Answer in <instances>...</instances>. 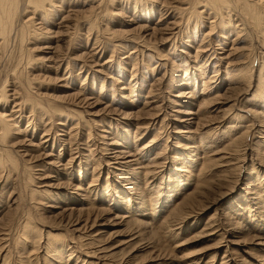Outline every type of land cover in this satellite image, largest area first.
Returning a JSON list of instances; mask_svg holds the SVG:
<instances>
[{"label": "rangeland", "instance_id": "rangeland-1", "mask_svg": "<svg viewBox=\"0 0 264 264\" xmlns=\"http://www.w3.org/2000/svg\"><path fill=\"white\" fill-rule=\"evenodd\" d=\"M192 1L54 0L44 14L21 0L14 25L31 26L0 50V114L30 145H2L13 157L0 168V264H264V103L250 101L264 35L253 38L234 0L226 26L212 12L188 25L184 10H205ZM231 68L254 89L229 83ZM200 70L209 89L190 106L178 85L188 74L199 95ZM191 107L194 128L178 112ZM127 151L141 174L113 160Z\"/></svg>", "mask_w": 264, "mask_h": 264}, {"label": "bare ground", "instance_id": "bare-ground-1", "mask_svg": "<svg viewBox=\"0 0 264 264\" xmlns=\"http://www.w3.org/2000/svg\"><path fill=\"white\" fill-rule=\"evenodd\" d=\"M54 0H25V5L27 6V8H30L31 7V9L32 10H34V11H37V10H39V9H41V11H42V9L45 7V5H47V4H50V3H54L53 2ZM147 1V0H146ZM233 1V0H232ZM235 2H236V6H237V11L239 10V13H241L242 15H244V17H247L249 20H250V22H249V25H252L253 27H254V29H252V30H254L255 31V37H253V38H256V40H257V38H261V36L262 35H264V14H263V12L261 11V7H260V4H262V0H234ZM193 3L191 4V5H193V6H197V7H199L201 4H202V6L201 7H203V8H205V10H202L201 12L200 11H198V10H194L193 9V11H191L190 12V8H188V9H186V10H184V12H186V13H189L188 15V18H187V23H188V25L191 23V22H193L192 20H194V21H196L195 22V24L194 25H196L197 26V24L199 25V23L198 22H200L201 23V21H198L197 22V20H199L200 18L199 17H201L204 13L205 14H207V13H210V12H212V13H214V17L215 18H218V24H223V23H221V22H225L224 20H226L227 21V18H228V20L230 21V22H233L232 21V19L230 20V18H229V16L231 15L230 14V9L231 8H233V7H231V5L234 3V2H231L232 4L230 5V3L227 1V0H193L192 1ZM21 3V0H20V2H19V0H0V50H6V48H7V45L9 46L10 45V41H11V39L13 38V40L15 41V42H17V40L19 41V43L20 44H23L26 40H25V35H26V32L29 30L28 28L31 26H29L28 27V25H29V23H27L28 22V20H26V22H23L22 21V23H23V25L21 26V27H19V28H17L18 27V25H17V27H15V25H14V23H15V19H16V16H17V13L19 12L18 11V8L20 7L19 6V4ZM229 3V4H228ZM21 5V4H20ZM263 5H264V3H263ZM52 6V5H51ZM264 7V6H263ZM53 8V7H52ZM230 8V9H229ZM23 9V8H22ZM202 8H200V10H201ZM20 10V9H19ZM234 10H236L235 9V6H234ZM31 11V10H30ZM33 11V12H34ZM180 11V10H179ZM237 11H235L234 13H236ZM26 13H29V12H27V11H25ZM43 12V11H42ZM42 12H40V11H38L37 12V14L38 13H42ZM22 13V12H21ZM44 14H45V11L43 12ZM179 13V12H178ZM23 14V13H22ZM211 14V13H210ZM209 14V15H210ZM26 15V14H25ZM41 15V14H40ZM186 15V14H185ZM233 15V14H232ZM238 15V14H237ZM18 17V16H17ZM187 17V16H186ZM194 17V18H193ZM212 17V16H211ZM206 18H208V17H206ZM205 18V19H206ZM214 18V19H215ZM66 19V18H65ZM247 19V20H248ZM182 20V19H181ZM208 20V19H207ZM217 20V19H216ZM216 20H213V21H216ZM236 20V19H235ZM240 20V19H239ZM228 21V22H229ZM21 22V21H20ZM208 22V21H207ZM217 22V21H216ZM241 21H239L238 23H240ZM25 23V24H24ZM31 23V22H30ZM184 23V22H183ZM186 23V24H187ZM242 23V22H241ZM244 23V22H243ZM21 24V23H20ZM28 24V25H27ZM67 24V23H66ZM174 24H176V23H174ZM205 24V23H204ZM203 24V25H204ZM217 24V25H218ZM229 24V26L230 25H232V23H228ZM227 24V25H228ZM235 24V23H234ZM244 24H246V23H244ZM211 25H213V24H211ZM224 25V24H223ZM69 26V25H68ZM224 26H226V25H224ZM238 24L236 25V27L238 28ZM174 27V26H173ZM175 27H176V25H175ZM174 27V28H175ZM202 27V26H201ZM217 27H219V26H217ZM228 27V26H227ZM234 27V26H233ZM232 27V28H233ZM68 28V27H67ZM170 28V27H169ZM169 28H168V30H169ZM187 28V27H186ZM225 28V27H224ZM243 28V27H242ZM242 28H238V29H241L242 30ZM250 28V27H249ZM165 29H167V27L165 28ZM195 29V28H194ZM197 29V28H196ZM195 29V30H196ZM200 29V28H199ZM221 29H222V27H221ZM229 29V28H228ZM231 29V28H230ZM237 29V30H238ZM27 30V31H26ZM164 30V29H163ZM227 30V29H226ZM232 30V29H231ZM230 30V31H231ZM243 30H244V28H243ZM249 30V29H248ZM251 30V31H252ZM211 31V30H210ZM223 31V30H222ZM225 31V30H224ZM239 31V34H240V30H238ZM251 31H249L250 33H251ZM195 31H193V33H194ZM234 32V31H233ZM233 32H232V34H233ZM235 32H237L236 31V29H235ZM245 31H243V33H244ZM249 32H246V33H249ZM196 33V32H195ZM227 33V32H226ZM242 32H241V34H243ZM250 33H249V36H250ZM208 34V33H207ZM236 34V33H235ZM245 34V33H244ZM243 34V35H244ZM252 34H253V32H252ZM252 34H251V36H252ZM196 35V34H195ZM204 35V34H203ZM256 35H257V37H256ZM31 36V35H30ZM248 36V37H249ZM196 37V36H195ZM236 37H238V35L236 36ZM241 37H242V35H241ZM244 37V36H243ZM169 38V37H168ZM200 38H202V37H200ZM203 38H204V36H203ZM245 38V37H244ZM20 39V40H19ZM205 39H207L206 37H205ZM230 39V38H229ZM248 39V38H247ZM262 39V38H261ZM166 40H168L167 38H166ZM245 40V39H244ZM250 40V39H249ZM254 40V39H253ZM203 41H204V39H203ZM251 41V40H250ZM258 42H259V40H257ZM262 41V40H261ZM234 43H235V41H233ZM241 42V41H240ZM246 42V41H245ZM249 42V41H248ZM260 44H261V42H259ZM251 44L253 45V42L251 41ZM259 44V45H260ZM255 45V44H254ZM255 46H257V45H255ZM263 47H264V43H263V45H262ZM119 47V46H118ZM222 47V46H221ZM250 47H251V45H250ZM252 47H254V46H252ZM255 49H257L256 47H255ZM237 50L238 49H235V50H233V52L234 51H236V53H237ZM248 50V49H247ZM258 50V49H257ZM232 51V50H231ZM239 51V50H238ZM251 51V50H250ZM198 52V51H197ZM197 52H196V55H197ZM233 52H231V54L233 53ZM245 52V51H244ZM253 52V51H252ZM248 53V52H247ZM250 53V52H249ZM199 54V53H198ZM227 54V53H226ZM259 54V53H258ZM244 57V56H243ZM1 58V57H0ZM226 58V57H225ZM228 58V57H227ZM248 59V58H247ZM262 57L260 58V62L259 63H261V61L264 59H262ZM245 60H246V58H245ZM245 60H244V62H245ZM197 61V60H196ZM227 61V60H226ZM248 61H249V59H248ZM250 62V61H249ZM226 64H227V62H225ZM230 63V62H229ZM246 63H247V61H246ZM239 64V63H238ZM241 64V63H240ZM252 64V63H251ZM234 65V64H233ZM230 66V65H229ZM248 66V65H247ZM224 67V66H223ZM227 67V66H226ZM232 67V66H231ZM236 67V66H235ZM237 68V67H236ZM242 68H243V66H242ZM259 68V67H258ZM258 68L257 69H255V70H258ZM232 69V68H231ZM252 69V68H251ZM226 70V69H225ZM233 70V69H232ZM236 70V69H235ZM235 70H233L232 72H228V70H227V76L226 77H228V80H229V83L231 82V81H233V83H237L238 81H239V83H241V85H242V83H248L249 84V86H246V87H248L247 88V92L248 91H251L252 89H254V86H251V84L253 83H250L251 81H249L250 80V78L251 77H253V76H250L249 75V73H244V69L243 70H241L239 73H235L236 71ZM254 70V69H253ZM252 70V71H253ZM218 71V70H217ZM216 71V72H217ZM230 71V70H229ZM226 72V71H225ZM238 72V71H237ZM251 72V71H250ZM255 72V71H254ZM257 72V71H256ZM187 73V72H186ZM185 73V74H186ZM253 73V72H252ZM199 74H200V79H204L205 77V74H206V71H199ZM253 74H255V73H253ZM175 75H176V73H175V71L173 72V74H171V80H173V79H175L176 77H175ZM193 75V74H192ZM218 76V75H217ZM220 76V75H219ZM225 76V75H224ZM257 76V83H255L256 84V87H255V90H253V91H255V93L253 94V95H251L252 96V98H251V100L250 101H256L255 99H259L261 102H263L264 103V61H263V64L260 66V69H259V73H258V75H256ZM187 77H188V74H186L185 75V79L182 81V83L180 84V85H178V87H179V90L177 91V96H176V98H178V99H180V101L182 100V101H184V102H186V104H191L190 106H194L195 105V102H193V101H195L194 99L195 98H197V97H200V96H202V94H204L203 92L205 91V87H208V85H209V81L210 80H208V79H204V81H202V80H200L201 82L200 83H202V85H201V93H199V95H198V93H196V88L195 89H193L192 88V90H189V89H191L190 87H189V82H188V79H187ZM255 77V76H254ZM207 78V77H206ZM210 78V77H209ZM235 79V80H234ZM252 79V78H251ZM254 79V78H253ZM223 80V79H222ZM227 80V79H226ZM174 81V80H173ZM173 81H172V83H173ZM234 81H236V82H234ZM253 81V80H252ZM8 82H9V80H8ZM7 82V83H8ZM212 82H214V81H212ZM256 82V81H255ZM232 83V82H231ZM4 84H5V82H4ZM211 84V83H210ZM9 85V84H8ZM11 85V84H10ZM195 85H196V83H195ZM232 85V84H231ZM234 85H236V84H234ZM240 85V84H239ZM244 85V84H243ZM253 85V84H252ZM200 86V85H199ZM212 86V85H211ZM210 86V88L211 89H213V88H215V89H217L218 87L217 86H215V87H211ZM2 87H4L5 88V86L4 85H2ZM2 87H1V89H2ZM198 87V86H197ZM246 87H244V88H246ZM3 88V89H4ZM203 88V89H202ZM236 88V87H235ZM243 88V87H242ZM2 89V90H3ZM9 89V88H8ZM188 89V90H187ZM208 89H209V87H208ZM228 89V88H227ZM226 89V90H227ZM0 91V98H1V100L3 101V100H5L6 99V95H5V93L3 92V91ZM6 90V89H5ZM17 90H18V88H17ZM225 90V91H226ZM230 90V89H229ZM232 90V89H231ZM238 90H239V88H238ZM246 90V89H245ZM210 91V90H209ZM243 91H244V89H243ZM21 92V91H20ZM240 92H242V91H240ZM246 92V93H247ZM231 93V92H230ZM233 93V92H232ZM250 93V92H249ZM15 94V93H14ZM242 94H243V92H242ZM8 95V94H7ZM205 95V94H204ZM208 95H210V94H208ZM229 95V94H228ZM250 95V94H249ZM70 96V95H69ZM16 97V96H15ZM214 97H217V96H214ZM232 97H233V95H232ZM222 98V97H221ZM221 98H219V97H217V99L215 98L214 100H213V103H214V105H217V101H220V99ZM225 98V97H224ZM230 98V99H229ZM226 97V99H228V100H231V96L230 97ZM177 99V100H178ZM210 99V98H209ZM226 99H224V100H226ZM191 101V103H189L188 101ZM206 100V99H205ZM222 100V99H221ZM247 100V99H246ZM82 101L84 102L85 100H83L82 99ZM81 101V102H82ZM207 101H208V99H207ZM19 102H21V101H19ZM173 102V101H172ZM209 102V101H208ZM222 102V101H221ZM221 102H220V104H221ZM229 102V101H228ZM227 102V103H228ZM246 102V101H245ZM258 102V101H257ZM5 103V102H4ZM176 103V102H175ZM178 103V102H177ZM226 103V104H227ZM233 103V102H232ZM255 103V102H254ZM260 103V102H259ZM20 104V103H19ZM174 104V103H173ZM219 104V103H218ZM21 105V104H20ZM233 106H234V104H232ZM262 105V104H261ZM26 106V105H25ZM66 107V106H65ZM26 109V108H25ZM53 109V111L55 112V113H58L59 114V112H60V110L57 108V107H53L52 108ZM184 109V108H183ZM191 110L189 111V112H187V113H185L186 111H178V112H180L181 114H182V116L184 117V115H185V117H188V119H186L185 121H182V123L184 124V126H185V124H187V125H189V126H192V128H194L193 126L196 124V117H197V113L199 112L200 113V111H201V108H199V111L197 110V111H195L192 107L190 108ZM198 109V108H197ZM240 109V108H239ZM252 109V108H251ZM68 111V110H67ZM109 111V110H108ZM112 111H116V110H112ZM222 111V110H221ZM20 112V111H19ZM43 112V111H42ZM84 112V111H83ZM117 112V111H116ZM242 112V111H241ZM257 112V111H256ZM41 113V112H40ZM119 113V112H118ZM258 113V112H257ZM48 114V113H47ZM239 114V113H238ZM63 115V114H62ZM71 115V114H70ZM199 115V114H198ZM207 115V114H206ZM6 116V115H5ZM2 117V115L0 114V143H2V144H0V168H2V167H4V166H7V164H9L10 163V161L12 160V158L11 157H13V151L11 150L12 148H6V146H4L5 148H2L3 146V143H11V145L12 146H19L18 148L20 149V147H22L23 145H27L28 144V147H29V145H30V141H29V139H24V140H21V139H18V138H16V139H13L14 137H15V135H19L20 134V131L18 132L17 130H20L21 128H18L17 127V129H15V123H13L12 121H10L9 120V118L10 117ZM39 116V115H38ZM131 116V115H130ZM203 117H204V115H202ZM18 117V116H17ZM54 117V116H53ZM59 117H61V116H59ZM126 117H128V116H126ZM26 118V117H25ZM17 119V118H16ZM37 119V118H36ZM42 119V118H41ZM176 119H178V118H176ZM209 120V118H205V119H203V122L204 121H207L208 122V120ZM239 119H240V117H239ZM243 119V118H242ZM9 120V121H8ZM55 121V120H54ZM96 121V120H95ZM198 121V120H197ZM201 121H202V119H201ZM209 121H211V120H209ZM230 121V120H229ZM262 121H264V120H262ZM56 122V121H55ZM200 122V121H199ZM206 122V123H207ZM180 123H181V121H180ZM47 124V123H46ZM182 124V125H183ZM199 125H200V123H198ZM243 124V123H242ZM15 126V127H14ZM46 126V125H45ZM203 126V125H202ZM29 127V126H28ZM191 128V127H190ZM191 128V129H192ZM196 128V127H195ZM16 130V132L14 133V131ZM187 130H190V129H187ZM25 131H27V130H25ZM194 131V130H193ZM22 132V131H21ZM185 132V131H184ZM187 132H192V131H187ZM26 133V132H25ZM116 133V132H115ZM183 133V132H182ZM23 134V133H22ZM190 134V133H189ZM28 135V134H27ZM27 135H25V136H27ZM141 135V134H140ZM20 136V135H19ZM240 136V135H239ZM23 137V136H22ZM56 137V136H55ZM70 137V136H69ZM136 138V137H135ZM242 138L243 137H240V139L242 140ZM41 139H43V138H41ZM141 139V138H140ZM32 141V140H31ZM152 141H154V139L152 140ZM150 142V144H148L149 146H152L153 144H154V142ZM240 141V140H239ZM25 142V143H24ZM42 142V141H41ZM46 143L48 142V140H46L45 141ZM236 142H238L237 140H236ZM13 143V144H12ZM152 143V144H151ZM156 143V142H155ZM240 143V142H239ZM120 144H122V143H120ZM25 145V146H26ZM239 145V144H238ZM118 146V145H117ZM104 147V146H103ZM107 147V146H106ZM196 147V146H195ZM122 148V147H121ZM124 148V147H123ZM92 149V148H91ZM126 149V148H125ZM197 149V148H196ZM142 150H148V152L149 151H151V150H149V147H148V149H146V146H145V148L143 147L142 149L140 148L139 150H138V152L140 151H142ZM189 150V149H188ZM20 151V150H19ZM112 151V150H111ZM233 151V150H232ZM231 151V152H232ZM111 153V152H110ZM115 153V152H114ZM192 153V152H191ZM230 153V152H229ZM233 153H235V152H233ZM237 153V152H236ZM116 154H118L117 156L119 157V156H123L122 158L121 157H115V158H113V160H115V161H117V160H119V159H121V160H123V162L122 163H118V164H120L123 168H126L127 170H131V172L133 173L132 175H136V174H138V173H140V172H137L139 169L136 167V168H134V166H138V161H137V163H136V160H134V156L133 155H131L130 154V151H127V152H116L114 155H116ZM160 154V153H159ZM159 154L157 155V157H155L154 159H153V157H152V159H150V161H154V160H156L157 158H158V156H159ZM232 154V153H231ZM230 154V155H231ZM229 155V156H230ZM135 156H136V154H135ZM140 156V155H139ZM106 157V156H105ZM148 157V156H147ZM54 158V157H53ZM140 158V157H139ZM138 158V159H139ZM145 158V157H144ZM112 159V158H111ZM142 160V159H141ZM149 160V159H148ZM8 161H9V163H8ZM137 165H136V164ZM174 163V162H173ZM115 164H117V163H115ZM135 164V165H134ZM157 164V163H156ZM25 165V164H24ZM99 165V164H98ZM140 166V165H139ZM149 166V165H148ZM152 166V165H151ZM26 167H27V165H26ZM25 168V167H24ZM28 168V167H27ZM26 168V169H27ZM31 168V167H30ZM159 168V167H158ZM157 168V169H158ZM169 168V167H168ZM7 169V168H6ZM125 169V170H126ZM141 169H144V168H142L141 167ZM81 170V169H80ZM29 171V170H28ZM25 171V173H27V174H29V179L31 180V181H33L34 179H33V177H34V174H33V176H32V174H31V171ZM90 171V170H89ZM123 171V170H122ZM147 171H149V172H146L147 174L149 173V175H151L152 173H154L156 170H154L153 171V169H151V170H147ZM98 172V171H97ZM141 172H143L144 174H145V172L144 171H141ZM116 173V172H115ZM129 173V172H128ZM135 173V174H134ZM142 173V175H144ZM156 173H158V172H156ZM155 173V174H156ZM125 174V173H124ZM123 174V175H124ZM141 174V173H140ZM8 175H11L10 173L8 174ZM122 175V176H123ZM156 175H158V174H156ZM98 176V175H97ZM116 176V175H115ZM120 176V175H119ZM137 176V175H136ZM8 177L9 176H7V179H8ZM94 177V179H93V181L92 182H94L95 181V177H96V175L95 176H93ZM99 177V176H98ZM98 177H97V179H98ZM134 177V176H133ZM140 177V176H139ZM148 177V176H147ZM152 177V176H151ZM35 178V177H34ZM123 178V177H122ZM29 179H28V181H29ZM119 179V178H118ZM125 179V178H124ZM133 179H135V178H133ZM137 179V178H136ZM127 180V179H126ZM130 180V179H129ZM142 180V179H141ZM257 180V179H256ZM144 181V180H143ZM181 181V180H180ZM262 181V180H261ZM97 182V181H96ZM117 182V181H116ZM126 182V181H125ZM128 182V181H127ZM130 182V181H129ZM136 182V181H135ZM134 182V183H135ZM112 183V182H111ZM121 183V182H120ZM137 183V182H136ZM140 183V182H139ZM178 183V182H177ZM92 184V183H91ZM130 183H128V185H129ZM133 184V183H132ZM127 185V184H126ZM142 185V184H141ZM170 185H171V183H170ZM116 185L115 184H113L112 183V187L113 188H116L115 187ZM152 186V185H151ZM109 187H111V186H109ZM109 187H107V188H109ZM132 187V186H131ZM176 187V186H175ZM112 188V189H113ZM155 188V187H154ZM129 189H131L130 187H129ZM136 189H137V187H136ZM176 189V188H175ZM131 190H133V189H131ZM150 190V189H149ZM108 191V190H107ZM106 191V192H107ZM130 191V190H129ZM136 191V190H135ZM138 191H139V189H138ZM174 191V190H173ZM132 192H134V191H132ZM132 192H131V194L130 195H132ZM153 192H154V190H153ZM175 192V191H174ZM108 193V192H107ZM130 193V192H129ZM152 193V192H151ZM140 194V193H139ZM158 193H156V195H157ZM160 194V193H159ZM158 194V195H159ZM169 194V193H168ZM103 195V194H102ZM136 196H137V193H136ZM142 196V195H141ZM138 196V197H140V199H142V197L144 196ZM152 196H155V195H152ZM104 197V196H103ZM108 197V196H107ZM126 197V196H125ZM145 197V196H144ZM171 197V196H170ZM122 198V197H121ZM130 198V197H129ZM129 198H127V200L129 199ZM134 198V197H133ZM157 196H156V199L155 200H157ZM168 198V197H167ZM114 200V199H113ZM130 200H131V198H130ZM130 200H128V201H130ZM142 200H145V199H142ZM153 200H154V198H153ZM170 200H171V198H170ZM120 201V200H119ZM125 201V200H124ZM135 202V201H134ZM146 202V200L144 201V202H142L143 204ZM151 202H153V201H151ZM142 203H140L141 205H142ZM154 203V202H153ZM139 204V203H138ZM155 204V203H154ZM158 205V204H157ZM126 207V206H125ZM133 207V206H132ZM155 207V206H154ZM127 208V207H126ZM125 209V208H124ZM136 209V208H135ZM156 209V208H155ZM119 211V210H118ZM103 212V211H102ZM109 213V212H108ZM115 219H118V218H115ZM26 229H29V227H31V225L29 226V225H25L24 226ZM24 228V229H25ZM36 227H31V229H29L28 231H33L32 229H35ZM36 230H37V228H36ZM35 230V231H36ZM34 232V231H33ZM24 233H26L27 234V232H24ZM30 233V232H29ZM28 233V234H29ZM50 233V232H49ZM48 233V234H49ZM27 234V235H28ZM34 234V233H33ZM31 235H32V233H31ZM26 236V235H25ZM34 236H36V235H34ZM49 236V235H48ZM54 236H56V234L54 235ZM60 236V235H59ZM62 236V235H61ZM28 237H29V235H28ZM32 237V236H31ZM51 237V238H50ZM57 237V236H56ZM55 237V238H56ZM66 237H68V236H66ZM66 237H60V239H62V240H64V241H66L67 239H66ZM34 238V237H33ZM36 238V237H35ZM39 238V237H38ZM49 238H50V240L51 239H54V237H52V236H49ZM64 238V239H63ZM30 239V238H29ZM40 239V238H39ZM57 239V238H56ZM66 239V240H65ZM36 240V239H35ZM55 240V239H54ZM27 241H29V240H27ZM32 241V240H31ZM33 241H34V239H33ZM48 241V240H47ZM53 241V240H52ZM51 241V242H52ZM56 241V240H55ZM58 241V240H57ZM35 242V241H34ZM49 242V241H48ZM59 242V241H58ZM62 241H60V243H61ZM50 243V242H49ZM55 243H57V242H55ZM64 244H65V242H63ZM32 244H33V242H32ZM36 244V243H35ZM34 244V245H35ZM52 245H54V243L53 244H51V246ZM66 245H67V243H66ZM65 245V246H66ZM45 247V246H44ZM25 248H26V246H25ZM46 248H47V246H46ZM48 248H51L49 245H48ZM54 248V247H53ZM52 248V249H53ZM56 248V247H55ZM69 249V248H68ZM67 249V250H68ZM51 250V249H50ZM63 250V249H62ZM66 250V249H65ZM46 251V250H45ZM64 251V250H63ZM47 253H49L50 251H46ZM53 252V251H52ZM69 252V251H68ZM72 252H74V251H72ZM49 254H51V252L49 253ZM49 254H48V256H49ZM58 254H59V252H58ZM74 254V253H73ZM44 255H46V254H44ZM53 255V254H52ZM55 255H57L56 253H55ZM54 255V256H55ZM59 256V255H58ZM65 256V255H64ZM47 257V256H46ZM53 257V256H52ZM60 257V256H59ZM70 257H72V256H70ZM3 258V257H2ZM50 258V257H49ZM57 258V257H56ZM61 258V257H60ZM60 258H58L59 259V261L61 260ZM77 258V257H76ZM63 259V258H62ZM72 259V258H71ZM28 261V260H27ZM64 261V260H63ZM3 263V262H2ZM6 262H5V260H4V264H5ZM61 264H62V262H61ZM84 264V263H83ZM87 264V263H86ZM89 264V263H88Z\"/></svg>", "mask_w": 264, "mask_h": 264}]
</instances>
